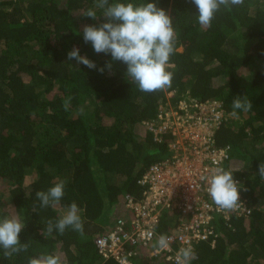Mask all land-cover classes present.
Instances as JSON below:
<instances>
[{
  "label": "trees",
  "instance_id": "16d2710c",
  "mask_svg": "<svg viewBox=\"0 0 264 264\" xmlns=\"http://www.w3.org/2000/svg\"><path fill=\"white\" fill-rule=\"evenodd\" d=\"M119 2L156 3L172 18L170 88L140 91L124 63L84 42V26L107 22L96 0H0V218L11 206L25 225L20 240L29 244L9 258L0 249V264H28L48 254H58L61 264H116L102 259L95 239L112 220L128 216L125 197L140 199V178L169 155V136L155 141L144 123L168 101L217 99L230 113L233 100L244 95L251 110H237L239 118L217 133L216 142L231 147L226 171L245 181L252 214L229 226L219 221L214 245L199 244L191 264H264V180L257 173L264 162V0L221 6L208 28L198 23L190 0ZM89 9L96 20L83 16ZM74 48L96 68L68 60ZM29 174L35 177L28 184ZM60 180L66 182L60 205L40 208L35 193ZM72 202L83 234L67 228L47 235V221L58 220L59 209Z\"/></svg>",
  "mask_w": 264,
  "mask_h": 264
},
{
  "label": "built area",
  "instance_id": "2783aa9c",
  "mask_svg": "<svg viewBox=\"0 0 264 264\" xmlns=\"http://www.w3.org/2000/svg\"><path fill=\"white\" fill-rule=\"evenodd\" d=\"M236 120L220 100L185 97L176 105L168 101L155 120L144 123L155 141L169 136V155L150 165L140 178V199L125 197L130 215L117 218L95 239L102 259L116 264L124 258L129 264L144 263L143 259L176 264L181 247L190 245L195 251L203 242L214 245L219 221L229 226L236 217L251 216L244 180L235 179L240 190L235 210L220 209L207 192L212 171H226L230 161L231 147L217 146L216 135ZM165 219L169 223L162 231ZM162 234L171 237L170 247L157 251L154 245Z\"/></svg>",
  "mask_w": 264,
  "mask_h": 264
},
{
  "label": "clouds",
  "instance_id": "9594fccd",
  "mask_svg": "<svg viewBox=\"0 0 264 264\" xmlns=\"http://www.w3.org/2000/svg\"><path fill=\"white\" fill-rule=\"evenodd\" d=\"M198 10V23L205 28L211 27V22L221 6H239L244 0H190ZM96 8L103 10L102 17L107 21L99 26L86 25L83 28V40L91 43L95 53H104L112 61H120L127 66L126 76L138 86L142 92H155L170 88L173 74L168 71L170 56L175 51V30L173 21L167 12L157 7L156 3L133 4L115 0H96ZM83 16L97 19L93 9L87 10ZM75 59L89 69H95L96 64L81 56L79 49L74 48L68 53V60ZM111 69L112 63H107ZM103 73L104 69H99ZM71 97L63 104L68 110ZM229 113L233 118H239L238 111L251 110L252 103L244 96H237L231 105ZM258 175L264 180V162L258 166ZM238 183L229 171L216 168L208 179L207 192L213 203L222 210H235L240 205V190ZM66 182L60 180L47 191H37L36 199L40 208H56L65 194ZM80 209L72 202L64 210V214L55 222L47 221L46 234L51 236L54 231L63 235L67 228L83 234V222L79 215ZM25 228L18 216L4 215L0 218V249L5 258L13 254L27 252L28 243H22L20 234ZM171 237L160 235L154 247L157 251L170 247ZM176 264H191L196 259L194 249L189 245L181 247L176 253ZM28 264H61L58 254L41 255L28 259ZM120 264H129L126 258Z\"/></svg>",
  "mask_w": 264,
  "mask_h": 264
},
{
  "label": "rangeland",
  "instance_id": "374dc122",
  "mask_svg": "<svg viewBox=\"0 0 264 264\" xmlns=\"http://www.w3.org/2000/svg\"><path fill=\"white\" fill-rule=\"evenodd\" d=\"M78 20L81 21V18L78 19ZM168 98H172V97L168 95ZM34 177H35L34 174H29L28 177H27V181L26 182L28 184L31 183L33 181ZM3 209H4V214L7 213V215H9V216H13V215L18 216L17 213L14 212V210L12 209L11 206L6 205V206H4ZM59 212H60L61 215H63L64 214V209H59ZM117 214L118 213H116L115 215L117 216ZM113 222H114V220H112L111 225H112ZM141 260L142 259H140V261ZM143 260H144V263H142V264H150V263H148L147 259H143ZM151 264H164V262H159V263L158 262H153Z\"/></svg>",
  "mask_w": 264,
  "mask_h": 264
},
{
  "label": "crops",
  "instance_id": "0c3cea01",
  "mask_svg": "<svg viewBox=\"0 0 264 264\" xmlns=\"http://www.w3.org/2000/svg\"><path fill=\"white\" fill-rule=\"evenodd\" d=\"M147 261H148V263H150V264L153 263V261H150V260H147Z\"/></svg>",
  "mask_w": 264,
  "mask_h": 264
}]
</instances>
